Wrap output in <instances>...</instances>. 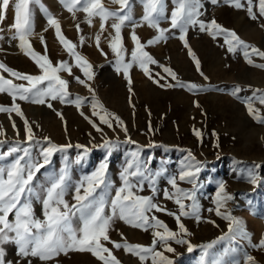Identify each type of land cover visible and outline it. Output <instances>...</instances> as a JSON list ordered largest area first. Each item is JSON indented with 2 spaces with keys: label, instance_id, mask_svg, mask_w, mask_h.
<instances>
[{
  "label": "rangeland",
  "instance_id": "1",
  "mask_svg": "<svg viewBox=\"0 0 264 264\" xmlns=\"http://www.w3.org/2000/svg\"><path fill=\"white\" fill-rule=\"evenodd\" d=\"M167 14L173 7L172 0H165ZM41 3L59 20L63 35L77 45L76 51L86 58L92 65L94 77L88 83L95 90V95L109 112L121 117L128 128V137L132 143L127 142L125 133L119 128L114 132L105 125H100L107 138L115 142V146L109 150L100 147L103 143L101 133L97 132L91 124L85 120L80 111L69 104H61L52 101L53 108L46 105H37L20 102L24 115L31 123L36 137H50L57 146L71 144L73 147L64 151L55 152L50 163L37 174V183H44L49 176L56 175L67 165L70 183L75 185L83 176L93 172L100 163L107 162V179L112 187L108 190L109 196L114 195V189L121 186L120 172L126 166V162L132 158V153L139 152L140 158L148 163L153 172L166 169L165 175L157 178V188H165L171 191L167 184L169 175L178 174L181 164L186 161L191 152L196 161L202 165L199 175L200 187L197 199L201 205L203 220L197 223L193 218L182 217L190 236L184 237L194 246L192 252H188L187 245L176 244L170 241L175 249L173 253L164 252L174 261V264H199L205 249L203 245L212 244L207 249L209 258L223 257L228 264H243L245 254L255 258L256 264H264V250L252 248L247 241L220 240L228 230V221L208 212V208L214 207L212 198L215 195L219 181H224L227 192L234 199L227 204V210L242 221L244 230L249 234L252 243L264 237V123L257 122L249 114L244 101L253 95L254 90L264 92V69L250 66L246 63L240 51L229 53L223 44V40H213L207 33H201L196 28H190L187 34L188 44L200 61V71H197L194 61L176 36L169 35L167 41L146 48L159 64L171 67L177 74V78L184 83H195L205 88V91L192 92L181 87H160L144 75L138 66L130 69L132 80V93L129 92L128 82L123 73L115 70L114 55L109 48V40L106 37L113 33L108 21L106 31L101 35L100 47L96 46L95 35L99 32L100 20L94 18L90 27L84 22L85 14L77 12L75 19L68 13L59 0H41ZM106 7L117 10L118 5L103 0ZM14 0L10 3L6 13V19L0 22V62L21 73L37 75L38 67L17 46L18 40H10L14 30L10 26L14 22ZM205 15L202 19H216L223 27L234 30L245 42L264 51V28L260 25L264 19H251L246 10H238L225 0H220L217 5H212L210 0H204ZM131 11L134 20L139 21L143 15V0H131ZM33 11L34 35L30 42L35 51L44 54V47L40 42L42 34L47 44V55L55 65L59 61L67 60L73 67V75L62 72L61 76L69 80V92L74 98L76 95L88 97L91 93L79 84L74 77L86 79L75 61L68 55L64 47L55 36V31L47 27L46 17L39 5H30ZM255 10V9H254ZM79 23L81 31L76 25ZM161 27L169 28L168 20L161 21ZM131 26L122 29L123 43L127 50L126 60L130 59V52L134 47L131 40ZM141 42H146L157 33L146 24L135 29ZM83 35L85 42L80 44L79 37ZM107 53V56L103 55ZM255 62L262 61L253 57ZM154 71L162 70L156 66H150ZM203 73L201 76L200 73ZM6 78H11L3 73ZM207 79H204V77ZM20 82V81H16ZM168 82L175 84L168 77ZM165 83V81H161ZM239 86L242 91L234 96L232 91ZM199 107H196V104ZM0 104L10 105L11 99L7 94H0ZM254 107L259 108L260 115L264 117V105L258 101ZM82 110L91 116V108L88 104ZM61 112L67 124L65 131L64 122L57 116ZM99 124L97 117H92ZM14 120L19 129V136L13 131L11 121ZM149 123L152 131H149ZM37 125L39 127H37ZM0 127L5 131L0 140L8 141L0 145V152L8 151L11 142L23 141V121L14 113L9 115L0 113ZM193 129L200 130L202 136L196 137ZM213 132L216 133L213 136ZM83 145V148L75 147ZM218 145V146H217ZM27 146V145H24ZM46 144H36L30 147L31 155L35 159H41L40 149ZM85 148L88 151H85ZM15 155V154H14ZM12 158H8L10 161ZM7 162V161H5ZM254 165H260L255 169L260 181L257 185L251 184L246 175L248 169ZM180 187L189 189L191 185L180 183ZM99 191V190H98ZM141 195H151V190L145 185ZM66 199L71 204L74 202L70 189ZM157 202L166 206L171 212H178V206L170 200H165L162 191L157 196ZM37 217L42 218V209L39 202L34 204ZM223 211V209H222ZM170 230L179 231L173 216L165 213H155ZM11 218V217H10ZM215 221V224L206 222ZM153 230L143 231L133 228L123 221L116 219L110 231V237L114 241H121V233L127 241L134 244L150 246L153 240ZM108 247H112L111 244ZM6 259L16 264L19 259L16 255L14 244H5ZM228 251L227 254L226 250ZM157 250L164 251L157 246ZM114 254L122 264H141L136 256L126 254L122 249L114 250ZM59 264H100L90 253L70 252L67 256L58 257ZM21 264H25L21 261ZM33 264H41L33 259ZM146 264H151L147 261Z\"/></svg>",
  "mask_w": 264,
  "mask_h": 264
},
{
  "label": "snow or ice",
  "instance_id": "2",
  "mask_svg": "<svg viewBox=\"0 0 264 264\" xmlns=\"http://www.w3.org/2000/svg\"><path fill=\"white\" fill-rule=\"evenodd\" d=\"M11 2L12 0H0V22L6 19ZM59 2L73 19L77 12H83L84 22L90 27L93 19L99 18V32L95 35L98 48L108 21H112L110 27L114 34L110 33L106 39L109 40V48L114 55L115 70L123 73L130 93H132L130 69L134 65L138 66L148 79L160 87H181L192 92L206 90L195 83L180 81L171 67L159 64L146 51L149 46L167 41L169 38L167 34L176 36L178 33L177 38L183 42L197 71H200V61L187 40L190 28L207 33L213 40L222 38L221 46H225L229 53L235 54L240 51L247 64L264 69V51L245 42L234 30L223 27L216 19H202L205 15L204 0H172L173 7L170 14H167L165 0H143V15L139 21L134 20L132 16L131 0H110V3L118 5L117 10L106 7L103 0H59ZM219 2L220 0H210L212 5H217ZM225 3L238 10H246L253 20L264 19V0H225ZM30 5L40 6L47 21L44 31H47L49 27L54 29L59 43L75 61V66L81 69L86 79H81L79 76L74 78L88 89L91 93L90 99L80 95L74 98L71 96L69 80L63 78L61 73L66 72L72 76L73 66L67 60L59 61L55 65L52 63L47 55V44L42 34L40 42L45 49L44 54L34 50L30 42L35 27ZM13 6L14 22L10 30H14V34L10 40H18L17 46L35 63L40 74L21 73L0 62V94H7L11 99L10 105L0 104V113L8 114L10 120L13 113L19 117L23 121L25 134L23 141H13L8 151L0 152V264H13L12 261L6 259L4 245L9 243L16 246V255L19 258L16 264H21V261L25 264H33L34 258L41 264H59L58 257L67 256L70 252L90 253L100 264H122L114 254V250L121 249L126 254L136 256L141 264H146L149 260L151 264H174V261L164 254V252L173 253L175 251L170 241L187 245L188 252H192L194 246L184 238L190 236L191 233L181 218H193L200 223L203 217L201 205L197 199L202 165L196 161L191 152L188 153L186 161L181 164L178 174L168 176L167 184L170 185L171 191L167 188L161 190L156 186L157 178L164 176L167 170L161 169L153 172L148 163L140 158L139 152L132 153V158L126 162V166L120 172L122 184L114 189L112 196H109L108 191L112 185L107 179V162L100 163L93 172L83 176L75 185L70 183L67 165L58 174L47 177L44 183H37V174L50 163L52 155L57 151L73 147V145L57 146L47 136L43 137L42 141L38 139L18 101L46 105L50 109L53 108L52 101L74 105L80 111V115L97 132L101 133L103 143L99 146L105 149L111 150L115 142L106 137L103 128L100 127L101 124L114 132L119 128L125 133L127 142L132 143V141L128 137V128L121 117L105 109L96 97L95 90L88 83L94 77L92 65L76 51L77 45L63 35L59 20L41 3V0H14ZM162 20H168L170 27H161ZM145 24L154 29L157 34L146 42H141L135 29ZM128 25L132 29L130 37L134 47L130 52V59L126 60L127 50L123 43L122 29ZM260 26L264 28V23ZM76 28L78 32L81 31L79 23ZM0 31L3 30L0 29ZM0 39L3 37L0 36ZM79 40L83 45L85 37L81 35ZM100 50L103 55L107 56V53ZM253 57L259 58L262 62H255ZM152 65L158 66L162 71H154L150 67ZM3 73H7L11 78H6ZM200 74L203 76L202 72ZM168 77L175 81V84L169 83ZM204 79L207 77L205 76ZM161 81L165 83L162 84ZM241 91L242 89L237 86L233 89L232 95L236 96ZM256 101L264 105V92L259 89L254 90L253 95L248 97L244 103L249 114L257 122L264 123V117L260 115L259 108L254 107ZM86 104L91 108V116L86 115L82 110ZM196 107H199L198 103ZM56 114L64 122L65 131H67L63 114L61 112ZM92 117H97L99 124ZM11 124L18 137L20 132L15 121L12 120ZM149 131H152L150 123ZM193 131L196 137L202 136L200 130L193 129ZM4 135L5 131L0 127V136ZM212 135L215 136L216 133L213 132ZM5 143L8 141L0 140V145ZM41 143L47 146L40 149L41 159H35L31 155L30 147ZM75 147L83 148L84 146L76 145ZM85 151L88 149L85 148ZM8 158L12 159L9 161ZM259 167L260 165H254L247 170L246 174L242 173L253 185H257L260 181L255 171ZM182 182H186L191 187L189 189L180 187ZM146 184L151 190V195L140 194L144 191ZM70 189L74 200L71 204L66 199ZM161 191L165 200L173 201L178 206V212H171L166 206L157 202V196ZM233 199V195L227 192L225 182L219 181L212 198L214 207L207 209L208 212H214L216 216L229 222L227 232L219 239L247 241L252 248L264 250V237L258 243L253 244L251 237L242 226V221L227 210L228 202ZM37 202L41 205L42 218L35 215L34 204ZM155 213L173 216L179 231L170 230ZM116 219L143 231L152 229L151 245L130 243L122 233V242L112 240L110 231ZM206 222L215 224L212 220ZM215 243L214 241L212 244L202 246L205 252L199 264H228L223 257L209 258L207 249L212 248ZM109 244L112 245L111 248L108 247ZM158 245L164 251L157 250ZM228 251L233 250H226L225 254ZM236 264L240 262L237 261ZM243 264H256L255 258L245 254Z\"/></svg>",
  "mask_w": 264,
  "mask_h": 264
}]
</instances>
